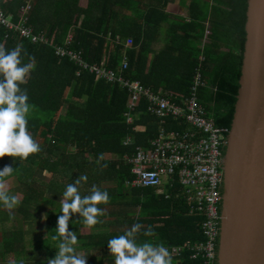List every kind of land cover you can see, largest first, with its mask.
Returning a JSON list of instances; mask_svg holds the SVG:
<instances>
[{"label": "trees", "instance_id": "16d2710c", "mask_svg": "<svg viewBox=\"0 0 264 264\" xmlns=\"http://www.w3.org/2000/svg\"><path fill=\"white\" fill-rule=\"evenodd\" d=\"M88 1L84 7L81 0H35L30 22L57 45L73 31V49L82 51L91 64L107 60L109 68L119 71L128 57L125 76L156 91L187 96L197 70L202 69L208 86L200 89V99L217 127H231L242 75L249 0H190V4L180 0L189 9L188 17L173 13L178 0ZM26 2L0 0V8L18 16ZM130 38L132 46H128ZM207 38L209 42L200 48ZM161 43L164 47L157 49ZM16 48L21 50L22 64L35 62L21 88L34 106L28 132L40 151L27 159L0 158V170L5 166L16 169L3 182L16 178L23 195L11 210L0 204V264H49L55 258L58 248L51 237L62 215L58 212L60 195L80 176L87 177L78 186L82 196L90 194L93 187L109 193V202L99 205L103 209L100 222L91 227L98 233L81 244L89 251L84 254L87 264H104L106 258L114 264L108 240L137 223L142 226L138 243L149 241L170 250L203 240L205 217L191 212L193 203L180 185L169 198L152 187L126 185L134 177L128 157L139 146H151L158 135L160 121L148 112L147 101L141 102L135 122L129 125L125 112L130 94L120 85L97 81L89 72L78 76L77 66L57 57L53 48L18 36L7 38L3 31L0 49ZM167 128L189 130L186 123L174 120H169ZM128 137L135 144L127 147L124 142ZM45 170L47 181L41 178ZM83 219L79 213L69 219L68 230L80 242L84 238L79 233L87 227ZM149 228L155 233L152 237L143 234ZM191 255L186 249L171 256L173 264H197ZM9 256L13 257L10 261Z\"/></svg>", "mask_w": 264, "mask_h": 264}, {"label": "built area", "instance_id": "2783aa9c", "mask_svg": "<svg viewBox=\"0 0 264 264\" xmlns=\"http://www.w3.org/2000/svg\"><path fill=\"white\" fill-rule=\"evenodd\" d=\"M35 0H27L18 16L8 14L0 8V34L7 32V38L18 36L35 45H46L54 49L57 57L68 59L78 68V76L89 72L97 81L120 85L130 94L125 112L127 123L132 125L143 100L148 103V112L158 118V135L149 147H137L135 154L128 157L132 164L134 178L127 184L131 187H153L168 198L182 187L189 201L193 203L192 213L205 217L202 231L204 239L174 246L171 256L181 255L186 249L197 264H217L219 229L221 219L223 158L229 128L215 125L200 99V89L208 86L202 69L197 70L190 94L183 96L175 91L153 90L141 81L125 76L129 59L117 71L109 68L107 60L91 64L82 51L73 49L74 36L70 32L63 45L54 44L48 34L37 31L30 22V13ZM209 33V30H208ZM134 40H128L132 46ZM205 60V57H202ZM169 120L184 122L188 131L167 128ZM129 137L126 146L133 145ZM180 189V190H181Z\"/></svg>", "mask_w": 264, "mask_h": 264}, {"label": "water", "instance_id": "95a60500", "mask_svg": "<svg viewBox=\"0 0 264 264\" xmlns=\"http://www.w3.org/2000/svg\"><path fill=\"white\" fill-rule=\"evenodd\" d=\"M246 33L223 158L217 264H264V0H249Z\"/></svg>", "mask_w": 264, "mask_h": 264}, {"label": "clouds", "instance_id": "9594fccd", "mask_svg": "<svg viewBox=\"0 0 264 264\" xmlns=\"http://www.w3.org/2000/svg\"><path fill=\"white\" fill-rule=\"evenodd\" d=\"M21 50L11 51L0 49V158L4 156L27 159L31 154L40 151V146L28 132V119L34 109L29 103V96L21 85L26 76L34 68V59L27 64L21 63ZM16 169L5 166L0 170V204L9 210L19 205L16 196L11 195L4 187L5 178L14 174ZM48 175L47 170L43 172ZM86 176H80L75 183H69L59 200L58 228L51 237L54 247L58 248L57 255L49 264H87V258L78 250L77 235L69 232V219L73 213H79L84 219V226L93 227L103 215L101 204L109 202V193L93 187L90 194L81 195L79 185L86 181ZM46 218V217H45ZM140 224H134L122 235L108 240L107 246L114 264H173L169 251L162 244L149 241L137 242ZM144 236L152 237L155 233L149 228Z\"/></svg>", "mask_w": 264, "mask_h": 264}, {"label": "crops", "instance_id": "0c3cea01", "mask_svg": "<svg viewBox=\"0 0 264 264\" xmlns=\"http://www.w3.org/2000/svg\"><path fill=\"white\" fill-rule=\"evenodd\" d=\"M88 0H81V5L82 6H84V7H86L87 5H88ZM181 3V1L180 0H178L177 2H176V4H177V7H175L174 9H173V13H176V14H181V15H184V16H186V17H188V14H189V9L187 8V6H183V5H181L180 4ZM188 4H190V2H188ZM171 12V11H170ZM164 32H165V29H164ZM68 36V35H67ZM67 38V37H66ZM66 38H65V40H64V43L63 44H65V42H66ZM62 44V45H63ZM164 47V43H161L160 45H158L157 46V49H162ZM153 58V57H152ZM168 91H170V90H168ZM141 130L143 131L144 130V128L143 127H141ZM129 138V137H128ZM127 138V139H128ZM132 138V137H131ZM127 139H126V141H127ZM133 139V138H132ZM125 141V142H126ZM125 142H124V145H125ZM133 145L135 144V140L133 139ZM126 146V145H125ZM128 147V146H127ZM139 147H141V146H139ZM127 157V156H126ZM132 170V169H131ZM41 178L43 179V180H45V181H47V179L48 178H46L45 176H41ZM134 178V177H133ZM129 181V180H128ZM127 181V182H128ZM126 185L127 186H129L127 183H126ZM107 186H109V184H104V187H107ZM131 187V186H130ZM133 188H142V187H133ZM146 188H149V187H146ZM153 188V187H152ZM155 189V192L158 194V195H164V194H161V193H159L158 191H157V189L156 188H154ZM165 196V195H164ZM165 198H168L167 196H165ZM45 222V221H44ZM43 228H45V226H44V224H43V220L42 219H40V225H39V230L41 231V233H43ZM93 233H98V231H94L91 227H85V228H82L81 229V231H80V233H79V235L80 236H82V238H84V239H80L81 240V242H79V245H78V250L80 251V254L81 255H84V254H86V253H88L89 251H88V249L86 248V246H82L81 244H87L88 243V241H87V238L90 236V235H92ZM44 237H45V234H44ZM175 246H182V245H175ZM172 247H174V246H172ZM172 247H171V249H172ZM167 250H168V248H166ZM171 249L170 250H168L169 251V253H170V251H171ZM91 253H93V252H91ZM95 253L96 254H101V252L100 251H95ZM104 264H111V260H109V259H104Z\"/></svg>", "mask_w": 264, "mask_h": 264}, {"label": "rangeland", "instance_id": "374dc122", "mask_svg": "<svg viewBox=\"0 0 264 264\" xmlns=\"http://www.w3.org/2000/svg\"><path fill=\"white\" fill-rule=\"evenodd\" d=\"M189 2H191L190 0H188ZM72 34H73V36H75V34H74V32L72 31L71 32ZM209 42V40H208V38L207 39H205V42L203 43V44H199L200 45V48H204L205 47V45L207 44ZM198 45V46H199ZM211 117H213L211 114H209ZM3 184H4V187L9 191V192H11L14 196H16L17 197V199H22V197H23V195H22V193L18 190V180L16 179V178H11L10 180H7V181H5V182H3ZM110 185V184H109ZM3 208H5L4 206H3ZM6 209V208H5ZM0 237H1V235H0ZM12 256H9L8 257V260L10 261V260H12Z\"/></svg>", "mask_w": 264, "mask_h": 264}]
</instances>
